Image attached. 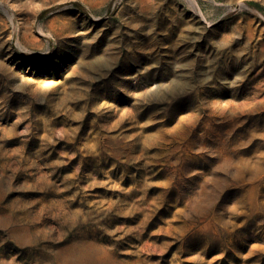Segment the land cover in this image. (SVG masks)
Masks as SVG:
<instances>
[{
	"label": "rangeland",
	"instance_id": "1",
	"mask_svg": "<svg viewBox=\"0 0 264 264\" xmlns=\"http://www.w3.org/2000/svg\"><path fill=\"white\" fill-rule=\"evenodd\" d=\"M0 264H264V0H0Z\"/></svg>",
	"mask_w": 264,
	"mask_h": 264
},
{
	"label": "trees",
	"instance_id": "2",
	"mask_svg": "<svg viewBox=\"0 0 264 264\" xmlns=\"http://www.w3.org/2000/svg\"><path fill=\"white\" fill-rule=\"evenodd\" d=\"M251 5H253L254 3H250Z\"/></svg>",
	"mask_w": 264,
	"mask_h": 264
}]
</instances>
